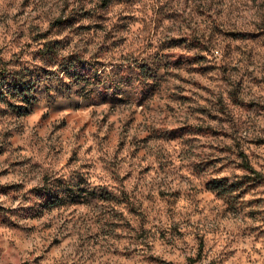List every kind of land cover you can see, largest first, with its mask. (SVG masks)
<instances>
[{
    "label": "rangeland",
    "instance_id": "obj_1",
    "mask_svg": "<svg viewBox=\"0 0 264 264\" xmlns=\"http://www.w3.org/2000/svg\"><path fill=\"white\" fill-rule=\"evenodd\" d=\"M0 56V264H264V0H0Z\"/></svg>",
    "mask_w": 264,
    "mask_h": 264
},
{
    "label": "trees",
    "instance_id": "obj_2",
    "mask_svg": "<svg viewBox=\"0 0 264 264\" xmlns=\"http://www.w3.org/2000/svg\"><path fill=\"white\" fill-rule=\"evenodd\" d=\"M60 20L62 19L60 18L58 23L62 24L63 21ZM45 36V33H43L40 37L44 38ZM53 49H55L54 46H50L47 44L45 45V48L41 50H47V54H49ZM77 61L78 60L76 59L65 65L63 67V71H72L75 75L79 74L81 70L78 68L80 65L77 63ZM31 90V80L26 79V76H24L22 72L18 70H12L10 67H8V61L4 60L0 56V102H10L11 98L17 97L20 98V100L23 101L25 105H29L32 102ZM240 156V166L242 169L249 173V176L251 177L250 180H263V173L250 164V162L246 158V155L244 153H241Z\"/></svg>",
    "mask_w": 264,
    "mask_h": 264
}]
</instances>
